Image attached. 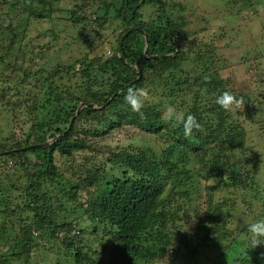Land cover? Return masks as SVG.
I'll list each match as a JSON object with an SVG mask.
<instances>
[{
	"label": "trees",
	"instance_id": "1",
	"mask_svg": "<svg viewBox=\"0 0 264 264\" xmlns=\"http://www.w3.org/2000/svg\"><path fill=\"white\" fill-rule=\"evenodd\" d=\"M77 4L67 14L75 30L89 29L96 21L101 28L121 22L114 52L90 59L69 56L47 70L44 65L35 68L22 46L32 20L52 21L57 18L52 13L61 8L53 0H0V247L5 248L0 264H40L44 253L48 258L42 256V264L51 259L62 264L68 258L73 264H100L77 236L83 229L97 230L98 224L104 227L100 241L112 264H149L167 259L169 250L175 258L168 264L180 257L192 259L195 251L188 236L178 234L177 223L189 212L200 178L223 176L208 190H227L240 181L223 161L241 137L225 110L235 96L210 74L208 52L214 49L197 43L195 52H189L177 37L184 34L181 8L164 0ZM148 6L157 15L143 20L142 9ZM50 45H43L40 59ZM190 53L201 69L183 65ZM81 103L96 107L84 106L75 115ZM173 103L178 111L187 108L180 116H164L163 106ZM114 130L158 136L171 144L160 153L132 146L112 150L109 145L99 153L98 140ZM209 137L211 145L205 142ZM28 146L34 147L23 150ZM192 158L197 163L193 173L186 167ZM108 167L117 173L108 176ZM249 179L240 184L249 187ZM84 190L87 197L81 199ZM73 201L79 206L65 207ZM233 205L207 192L193 229L206 230L209 238L207 228L213 223L222 232L224 249L216 264H264V238L257 248L246 244L242 250L241 233L227 228ZM78 207L88 225L75 220ZM20 210L28 217L31 213L29 223ZM151 250L156 257L147 259Z\"/></svg>",
	"mask_w": 264,
	"mask_h": 264
},
{
	"label": "rangeland",
	"instance_id": "2",
	"mask_svg": "<svg viewBox=\"0 0 264 264\" xmlns=\"http://www.w3.org/2000/svg\"><path fill=\"white\" fill-rule=\"evenodd\" d=\"M82 1L84 0H53L54 6L61 8V11L52 13V16H56V19L60 20H32L28 26L24 45L21 46L24 47L23 52H26V57L33 58L35 68L44 65L47 70H51L60 64V60H65L69 56L74 58L77 55L79 57L86 55V59H90L107 51H110V54L114 52L113 47L119 32L122 30L121 22H115L113 26L101 28L96 21L89 29L75 30L72 28L67 19L68 10L73 7H76L77 10L78 4L76 5V3ZM164 1L173 6L176 4L178 8H181L183 14L181 20L185 21L184 34L181 33L177 37L182 39L181 42L183 41L189 52H195L194 47L197 43L207 44V50L210 47L214 49L213 52H208V54L211 53L213 60L209 65L213 70L210 74L221 80L225 90L231 91L235 96V99L230 104L228 103L225 110L230 122L236 120L234 124L237 126L236 131L239 132L241 139L236 149L229 150L225 157L222 156L223 161H228L231 165L229 170L239 175L240 181L234 188L228 187L227 190H220L216 187L213 190L212 188L208 190L207 186H214L215 182H218V178L220 181L223 176L218 174L219 177L200 178L197 196L194 194L191 204L188 205L189 212L177 223L180 228L178 234L185 233L188 236V242L195 253L192 259L189 256L190 259L180 257L175 260L174 264H213V262L216 264L217 258L224 249L220 244L224 241L222 232L213 223L209 224L207 228L209 238L204 235L206 230L201 232L193 229L194 218L199 216L205 207L204 199L207 192L213 193L216 201L234 202L233 209L235 210L228 217L227 228L234 229V231L238 230L241 233L243 246L240 244V249L241 247L242 250L245 249L246 244L257 248L264 238V0ZM142 12L144 13L143 20H152L157 15V10L153 6L143 8ZM53 23L55 39L51 38L52 32L49 29L52 28ZM63 30L66 31L62 32ZM47 42L53 46L50 45L52 47L45 50L48 53L46 58L40 59L43 55L41 51L44 49L43 45ZM192 55L194 54L190 53V59H185L183 65L201 69V64H197ZM188 61L189 63H186ZM183 97L188 100L189 95L186 94ZM180 101L181 98L178 102ZM174 104L163 106L164 116L167 113L180 116L187 108L185 106L178 111L179 107L174 106ZM212 123L213 126L217 125L216 122L212 121ZM23 128L26 129V126ZM205 142L211 145L212 137L206 138ZM170 144L171 141L158 136L131 135L124 130H114L103 140H98L97 150L101 153L104 145H109L112 150L132 146L135 148L146 147L160 153ZM99 158L105 160V157ZM65 166H68V161ZM186 167L193 173L197 163L192 158ZM105 173L109 176L117 173V169L108 167ZM245 178H250L249 187L240 184L241 180ZM167 184L168 187L169 183ZM194 184L196 185V182ZM85 197H87V190H84L81 199ZM77 202L79 201H73L72 204L70 202L65 207L67 205L68 207L79 206ZM249 202L252 204V211L248 210L251 208L248 205ZM20 211L23 221L29 223L31 213L28 212V217L24 210ZM73 216L81 225H88L83 209L78 207L77 211L73 212ZM252 225L254 227L250 228ZM103 228L102 224H98L97 230L83 229L77 236L83 240L84 250L90 252L94 258H98L100 264H112L111 259L104 254V242L100 241ZM33 235L35 236V233ZM109 238L110 235L107 236V240ZM4 240L9 242V239ZM115 246L116 244L113 245L114 248ZM4 249V246H1L0 252H3ZM94 250L99 251V253L94 252ZM46 254L40 256V264H42V260H45H41L42 256L48 258ZM173 255L174 252L169 250L167 259L154 260L149 264H168L169 259L175 258ZM153 257H156V253L151 250L147 259ZM222 260L225 261V259ZM61 262L62 264H73L71 258L62 259ZM54 263L53 259L47 262V264Z\"/></svg>",
	"mask_w": 264,
	"mask_h": 264
},
{
	"label": "water",
	"instance_id": "3",
	"mask_svg": "<svg viewBox=\"0 0 264 264\" xmlns=\"http://www.w3.org/2000/svg\"><path fill=\"white\" fill-rule=\"evenodd\" d=\"M144 35V34H143ZM145 44H146V48H145V50H144V55H146V53H147V49H148V45H147V38H145ZM150 58H152V57H159L158 55H150L149 56ZM139 71V70H138ZM141 77V75L139 74V76H138V78H140ZM84 106H90V107H96V105H94V104H92V103H90V104H86V103H81L80 105H79V107H78V110L76 111V113H75V115L77 114V112L82 108V107H84ZM75 115L73 116V118H72V120L75 118ZM72 123V122H71ZM46 143H49V141L48 142H46ZM46 143H44V144H46ZM39 145H41V144H39ZM34 146H28V147H25V148H23V150H27V149H30V148H33Z\"/></svg>",
	"mask_w": 264,
	"mask_h": 264
},
{
	"label": "clouds",
	"instance_id": "4",
	"mask_svg": "<svg viewBox=\"0 0 264 264\" xmlns=\"http://www.w3.org/2000/svg\"><path fill=\"white\" fill-rule=\"evenodd\" d=\"M108 54H110V51H107Z\"/></svg>",
	"mask_w": 264,
	"mask_h": 264
}]
</instances>
